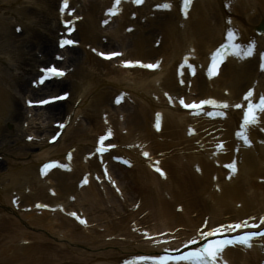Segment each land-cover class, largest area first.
<instances>
[{
	"label": "bare ground",
	"instance_id": "6f19581e",
	"mask_svg": "<svg viewBox=\"0 0 264 264\" xmlns=\"http://www.w3.org/2000/svg\"><path fill=\"white\" fill-rule=\"evenodd\" d=\"M64 1L0 0V264H129L160 253L144 232L177 230L178 248L207 217L215 227L264 216V112L260 125L244 132L241 112L233 110L248 102L247 90L254 91L249 100L264 96V28L256 30L264 27V0H193L188 11L184 0H149L140 8L121 0L114 18L107 12L115 0H68L67 12L60 8ZM69 10L79 18L78 46L60 51ZM229 32L235 33L231 41ZM227 43L232 51L210 80L207 64ZM237 49L243 52L234 54ZM103 52L120 57L105 62L97 57ZM121 59L158 67L126 70ZM53 62L65 77L37 87L39 68ZM190 67L197 72L192 79ZM66 93L62 103L28 106ZM120 95L125 100L118 106ZM181 98L215 102L211 109L227 104L225 117L199 120L179 108ZM55 124L66 126L49 145ZM109 130L112 154L133 164L127 169L108 162L107 182L93 149ZM145 153L159 160L163 178L145 165ZM54 158L62 169L41 176V165ZM232 163L235 173L225 171ZM85 178L89 185L80 187ZM74 211L85 225L71 217ZM219 260L264 264V243L225 251Z\"/></svg>",
	"mask_w": 264,
	"mask_h": 264
},
{
	"label": "snow or ice",
	"instance_id": "6c2138e0",
	"mask_svg": "<svg viewBox=\"0 0 264 264\" xmlns=\"http://www.w3.org/2000/svg\"><path fill=\"white\" fill-rule=\"evenodd\" d=\"M121 0H116V4L117 6L120 4ZM135 3L137 4H141L143 3V0H134ZM185 3V7L187 8V6L191 3V0H184ZM65 9L68 8V0H65V4H64ZM163 7L166 10H170L171 9V5L170 4H165L163 5ZM110 15H116L117 12L115 11H110L109 12ZM185 16L187 17V11L185 12ZM235 36V33L233 32H229L228 33V40L231 41L233 39V37ZM73 41L70 40H66L63 41L61 43V47H64V45L66 44H72ZM233 47H235V45H233ZM243 52V49H237V52H235L234 54L239 55L240 53ZM254 54V46L252 48H249L247 50V55H252ZM103 55V54H101ZM113 55H120L119 53H115ZM216 56H219V52H217ZM216 56L213 57V69H215L216 67ZM106 59H110L111 57H105ZM136 65L131 64V63H125L124 67H135ZM139 67L142 68H149V69H153L155 67H157L156 65H152V64H139ZM47 73L52 74L54 77H61L64 75L63 72L59 71L57 68L52 67L48 70H46ZM43 82V81H41ZM252 95V93L250 92L248 94V96L245 97V100H249V97ZM57 99H63V97H58ZM48 101H45V103H47ZM181 104H184V101L181 100L180 101ZM202 104H215V102L212 101H204L202 102ZM217 107H221V108H227L228 105L227 104H222V105H216ZM185 107H190L192 109H197L200 106L196 105V104H191V105H185ZM237 107H240L239 105ZM257 111L260 112H264V97L260 98L259 104L258 105H254L252 104L250 101L248 103L247 106V111L245 112V116H244V124L247 127L250 124H255L256 123V115L255 113ZM62 126V125H61ZM157 130H159V123H157L156 125ZM242 139H244L245 143H249V141L247 140L246 136H241ZM101 143H103V139L101 140ZM221 147H223L221 145ZM145 155L147 156V153H145ZM54 165H47L48 168L53 167ZM230 167H232L233 171H235V165H231ZM157 171H160L159 169H157ZM161 175H163V173L161 172ZM81 223H86L85 221L81 220ZM261 224H264V220H261ZM242 227V225L237 224V225H230L229 228H233L236 230H239ZM219 230H214L213 232H209L206 234V238L209 236H214L216 234V232H218ZM262 235H264V233H262ZM253 237L249 236V235H244V236H240L235 242L233 241H228V240H224V241H213L212 243L208 244L206 247H204L203 249H201L199 252H195V253H189L188 257H185L184 259H187L189 261V264H216V259L217 257L223 252L224 248L229 246L230 244L233 243H239L242 244L246 247H252L250 240ZM159 264H167L166 261L161 260L159 261Z\"/></svg>",
	"mask_w": 264,
	"mask_h": 264
}]
</instances>
